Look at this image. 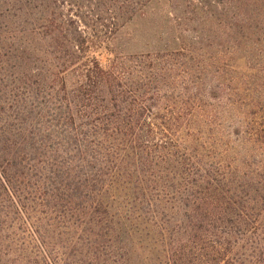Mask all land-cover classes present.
Masks as SVG:
<instances>
[{
    "label": "trees",
    "instance_id": "obj_1",
    "mask_svg": "<svg viewBox=\"0 0 264 264\" xmlns=\"http://www.w3.org/2000/svg\"><path fill=\"white\" fill-rule=\"evenodd\" d=\"M230 5L0 0V264H264V113L216 151L197 42L116 45Z\"/></svg>",
    "mask_w": 264,
    "mask_h": 264
},
{
    "label": "rangeland",
    "instance_id": "obj_2",
    "mask_svg": "<svg viewBox=\"0 0 264 264\" xmlns=\"http://www.w3.org/2000/svg\"><path fill=\"white\" fill-rule=\"evenodd\" d=\"M227 2L231 5L222 12L221 23L213 12H199L187 25L173 21L179 12L169 16L158 12L152 23L137 20L126 24L116 39L124 54L154 50L160 38L172 36L197 42L193 44L194 56L198 55L194 61L210 68L203 72L192 128L203 137L200 141L217 145L216 151L264 113V0H224Z\"/></svg>",
    "mask_w": 264,
    "mask_h": 264
}]
</instances>
